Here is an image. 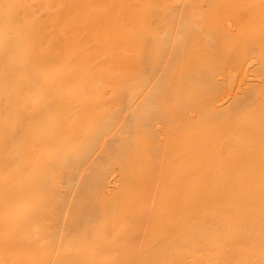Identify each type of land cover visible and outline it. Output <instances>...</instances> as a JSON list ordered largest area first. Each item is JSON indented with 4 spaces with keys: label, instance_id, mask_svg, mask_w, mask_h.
<instances>
[{
    "label": "bare ground",
    "instance_id": "1",
    "mask_svg": "<svg viewBox=\"0 0 264 264\" xmlns=\"http://www.w3.org/2000/svg\"><path fill=\"white\" fill-rule=\"evenodd\" d=\"M0 264H264V0H0Z\"/></svg>",
    "mask_w": 264,
    "mask_h": 264
}]
</instances>
